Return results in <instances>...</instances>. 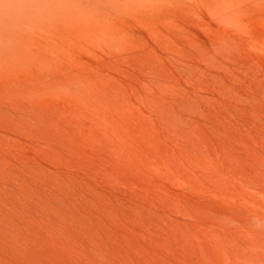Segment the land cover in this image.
<instances>
[{"label":"rangeland","instance_id":"rangeland-1","mask_svg":"<svg viewBox=\"0 0 264 264\" xmlns=\"http://www.w3.org/2000/svg\"><path fill=\"white\" fill-rule=\"evenodd\" d=\"M0 264H264V0H0Z\"/></svg>","mask_w":264,"mask_h":264}]
</instances>
